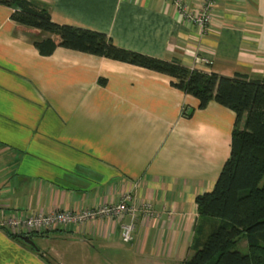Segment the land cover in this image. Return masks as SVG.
<instances>
[{
  "label": "crops",
  "instance_id": "obj_1",
  "mask_svg": "<svg viewBox=\"0 0 264 264\" xmlns=\"http://www.w3.org/2000/svg\"><path fill=\"white\" fill-rule=\"evenodd\" d=\"M36 1L54 21L104 31L120 46L264 76V0H217L204 33L175 0ZM12 10L0 3V209H82L130 191L156 213H135L131 240L111 218L34 233L79 242L87 258L97 242L142 264H180L192 252L195 195L212 188L230 153L235 112L214 99L199 108L170 75L140 65L64 46L41 55L30 37L47 33L16 22ZM34 235L24 244L0 228V264H66Z\"/></svg>",
  "mask_w": 264,
  "mask_h": 264
},
{
  "label": "trees",
  "instance_id": "obj_2",
  "mask_svg": "<svg viewBox=\"0 0 264 264\" xmlns=\"http://www.w3.org/2000/svg\"><path fill=\"white\" fill-rule=\"evenodd\" d=\"M0 3L13 8L10 16L16 22L47 33L30 37L41 55L64 46L140 65L170 75L173 86L198 98L199 108L211 99L231 108L235 118L230 153L212 188L195 195L198 220L193 225L192 252L180 264H264V76L205 71L176 58L120 46L104 31L54 21L47 6L36 0ZM193 110L183 108L182 113L189 117ZM6 232L28 244L20 234ZM243 237L246 251L235 247Z\"/></svg>",
  "mask_w": 264,
  "mask_h": 264
},
{
  "label": "built area",
  "instance_id": "obj_3",
  "mask_svg": "<svg viewBox=\"0 0 264 264\" xmlns=\"http://www.w3.org/2000/svg\"><path fill=\"white\" fill-rule=\"evenodd\" d=\"M216 1L200 0L196 7L189 8L181 0H175V5L188 21L197 25L199 30L204 33L210 25ZM198 58L206 60L201 56ZM137 211H140L145 217L156 216L150 200L135 202L131 192L125 191L116 201L86 206L82 209L55 208L50 211L32 212L0 209V228L12 233L29 234L58 227L80 225L94 219L111 218L118 222L121 237L124 240H131L133 239ZM125 215H129L130 218L123 220Z\"/></svg>",
  "mask_w": 264,
  "mask_h": 264
},
{
  "label": "rangeland",
  "instance_id": "obj_4",
  "mask_svg": "<svg viewBox=\"0 0 264 264\" xmlns=\"http://www.w3.org/2000/svg\"><path fill=\"white\" fill-rule=\"evenodd\" d=\"M33 237L39 246H42L43 248H47L49 250L50 248H53V251H58L55 255L57 257V260H61L60 256L61 253H63V259H65L66 264H84L85 262L86 264H96L94 261L95 259L99 264H142L140 263V261H137L138 257L135 255H127L124 253H122V255H115L113 251L106 248H101V246H99L97 242H93V244L95 245V248L99 253L96 254L94 258H87L85 256H82V254L84 253L83 248H81L82 244L76 241L70 242V240L66 236H57L52 234L50 236H44L38 235V233H36ZM75 243L77 244L74 245ZM235 247L240 249L241 251H246V238H241L239 242H237ZM70 251L72 253H70ZM133 258H135V260H133ZM91 259L94 261V263H91L93 262L91 261Z\"/></svg>",
  "mask_w": 264,
  "mask_h": 264
},
{
  "label": "water",
  "instance_id": "obj_5",
  "mask_svg": "<svg viewBox=\"0 0 264 264\" xmlns=\"http://www.w3.org/2000/svg\"><path fill=\"white\" fill-rule=\"evenodd\" d=\"M20 237L25 241L32 242L31 236H29L28 234H20Z\"/></svg>",
  "mask_w": 264,
  "mask_h": 264
}]
</instances>
